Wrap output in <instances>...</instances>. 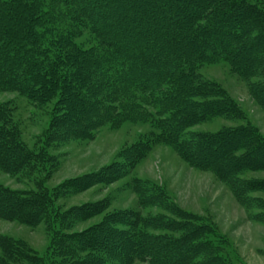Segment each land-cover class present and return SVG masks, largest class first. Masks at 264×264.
<instances>
[{
	"label": "trees",
	"instance_id": "1",
	"mask_svg": "<svg viewBox=\"0 0 264 264\" xmlns=\"http://www.w3.org/2000/svg\"><path fill=\"white\" fill-rule=\"evenodd\" d=\"M84 31L89 46L77 41ZM215 62L228 63L264 108V0H0V91L18 92L36 104L57 97L52 125L36 150L21 141L0 104V169L33 178L36 188L0 185V218L43 224L50 235L41 255L0 235V264H230L219 253L224 239L194 217L181 218L177 236L150 232L159 221L172 222L140 213L104 215L69 232L96 215L97 205L63 210L56 204L60 186L43 185L56 161L47 151L53 143L127 120L153 129L136 143L133 157L166 144L229 185L239 171L264 169V136L254 128L184 133L197 121L240 114L224 91L196 72ZM107 170L96 175L97 182L128 172L117 165ZM138 198L141 207L165 204L163 197Z\"/></svg>",
	"mask_w": 264,
	"mask_h": 264
},
{
	"label": "rangeland",
	"instance_id": "2",
	"mask_svg": "<svg viewBox=\"0 0 264 264\" xmlns=\"http://www.w3.org/2000/svg\"><path fill=\"white\" fill-rule=\"evenodd\" d=\"M77 41L84 46L93 43L86 31ZM196 72L224 91L241 111L237 117L214 116L197 121L187 126L184 133L234 131L248 126L264 136V108L255 102L248 83L228 63L202 64ZM56 98L36 104L18 92L0 91V104L9 112L21 141L31 150L41 145L43 133L52 125ZM152 130L148 123L127 120L117 126L102 125L80 138L53 143L48 148L56 161L43 185L49 189L60 186L56 204L63 210L97 205L96 215L67 231L86 229L99 223L104 215L140 213L151 217L159 214L172 222L167 226L159 221L150 232L177 236L183 229L181 218L194 217L202 219L224 239L219 253L227 256L230 264H264V169L239 171L234 176L236 182L229 185L212 170L189 164L166 144H154L142 157H133L137 153L136 143L147 138ZM116 165L125 166L128 172L120 178L97 182L96 175ZM135 183L141 188L135 187ZM0 185L16 191L36 190L33 178L10 175L1 169ZM68 185L73 188L65 191ZM152 191L159 194L154 196ZM138 197H163L165 204L141 207ZM47 231L43 224L30 227L0 218V235L10 236L38 255L48 247ZM124 264L145 263L133 260Z\"/></svg>",
	"mask_w": 264,
	"mask_h": 264
}]
</instances>
